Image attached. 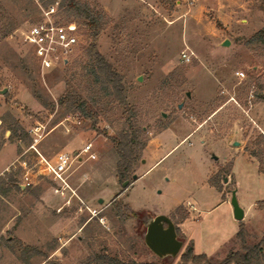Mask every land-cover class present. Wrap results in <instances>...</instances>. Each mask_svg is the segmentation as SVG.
<instances>
[{
  "label": "rangeland",
  "instance_id": "374dc122",
  "mask_svg": "<svg viewBox=\"0 0 264 264\" xmlns=\"http://www.w3.org/2000/svg\"><path fill=\"white\" fill-rule=\"evenodd\" d=\"M49 1L0 0V26L12 29L0 39V171L7 167L0 173V264H84L101 255L123 263L180 264L191 246L208 259L198 264H221L241 251L240 227L246 245L258 243L264 173L245 148L264 138V100L256 98L264 95L256 85H264V46L250 41L264 28V0H81L102 14L95 47L120 76L128 103H89L94 119L63 115L65 108L57 106L67 84L86 98L88 78L79 69L72 74L90 44L86 28L77 27L79 50L68 65L43 73L19 40ZM35 92L54 104L51 114L31 108ZM128 109L145 148L130 171L138 179L130 176L123 188L111 139L123 129ZM9 115L27 139H8ZM37 125L43 135L34 144L29 131ZM87 144L95 160L83 156L76 163L68 180L76 197L64 206L70 192L54 193L57 186L39 172L31 146L54 162L55 154ZM220 169L229 175H221L219 192L209 179ZM231 191L245 213L240 222L233 218ZM113 200L139 216L118 217ZM158 215L170 219L183 243L175 258L158 259L143 243L145 223Z\"/></svg>",
  "mask_w": 264,
  "mask_h": 264
},
{
  "label": "trees",
  "instance_id": "16d2710c",
  "mask_svg": "<svg viewBox=\"0 0 264 264\" xmlns=\"http://www.w3.org/2000/svg\"><path fill=\"white\" fill-rule=\"evenodd\" d=\"M51 3H53V1L47 2L46 6ZM59 9L66 20L74 22L78 26L81 25L85 27L90 36V44L84 50V60L75 61V71L72 73L73 76H75L76 70L79 69L82 71V77L88 78L86 98H83L79 91L74 90L70 84H67L68 87L65 93L57 99V106L65 108L63 115L70 112H78L85 118L94 119V116L90 113L91 110L88 107L89 103L93 106H97V104L108 106L117 103L121 107H126L128 105L127 94L120 76L95 47V43L103 28L102 14H95V12L90 9L88 3L81 0H60ZM11 30V28H3L0 26V39L6 37ZM250 41L264 46V28L256 32L251 37ZM261 84L262 83L260 82L256 83L260 90L264 89V85ZM256 96L259 100H264V95L256 94ZM33 97L37 103L32 105L31 108L35 109L37 112H47V114H51L54 111V104L52 102H48L36 92L33 94ZM126 113L127 116L124 119L123 129L116 137L111 139L113 143L112 152L116 158V174L121 183L127 182L129 177L133 176L130 172L133 159L145 148V143L141 141V135L143 133L142 129L136 128L132 124L135 112L132 109H128ZM7 130L10 132L8 139H10V137L17 141L27 139V133L24 132V130L11 117L9 118ZM2 145L3 143H0V148ZM253 145V149L246 147L245 152L257 160L259 172L264 173V138L259 136ZM221 171L223 170H218L217 173L209 179L210 185L215 187L219 192L222 190V186L220 185L221 175H229L228 171ZM10 182H13V186L21 191L19 185H17L12 179H10ZM112 204L115 206L113 208L118 217L127 214L131 218H137L139 216L137 213L130 211L126 205L119 201L113 200ZM236 238L239 240L241 251L229 253L221 264H264V236H262L260 241L255 245H246L245 230L243 227H240L236 234ZM207 260L208 259L205 255L193 254L192 246L187 247L184 253L179 257L180 264H198L201 261ZM84 264L137 263H123L117 259L101 255L90 259L89 262Z\"/></svg>",
  "mask_w": 264,
  "mask_h": 264
},
{
  "label": "built area",
  "instance_id": "2783aa9c",
  "mask_svg": "<svg viewBox=\"0 0 264 264\" xmlns=\"http://www.w3.org/2000/svg\"><path fill=\"white\" fill-rule=\"evenodd\" d=\"M60 1L53 0L48 6L41 9V17L35 24L22 30L19 35L21 44L28 48L31 55L35 58L40 72H48L59 67L68 65L70 60L74 58L79 50V38L77 35V27L74 22H66L61 19ZM182 61L189 62L190 55L181 54ZM234 77L238 80H243L244 74L240 71L234 72ZM0 94V104H1ZM42 127L37 125L29 133H33L36 137L33 142L36 144L43 132ZM41 166L39 172L48 177H51L57 186L54 189L55 194L64 196V191L70 192V199L64 202V206L70 204L71 198L76 197L74 191L69 186V178L72 175L76 163H80L83 156L87 160H95V154L92 151L91 144H87L80 151L67 153L59 152L54 155V162L46 160L34 149ZM91 217L96 218L97 212L88 210Z\"/></svg>",
  "mask_w": 264,
  "mask_h": 264
},
{
  "label": "water",
  "instance_id": "95a60500",
  "mask_svg": "<svg viewBox=\"0 0 264 264\" xmlns=\"http://www.w3.org/2000/svg\"><path fill=\"white\" fill-rule=\"evenodd\" d=\"M229 45L228 41L222 43L223 47ZM5 91L1 92L3 96ZM189 96L188 94L186 95ZM165 117L164 114H162ZM234 146H238V143H234ZM137 177L132 176V180L135 181ZM223 183H227V178H223ZM127 182L122 184V187L125 188ZM230 205L232 208L233 218L235 221L240 222L244 217L243 210L239 207L235 191L230 192ZM102 201L100 200L99 203ZM145 232L143 234V243L146 248L158 259L164 258H175L178 256L183 243L177 239L175 232V227L168 217L163 215L155 216L149 220L144 225Z\"/></svg>",
  "mask_w": 264,
  "mask_h": 264
},
{
  "label": "crops",
  "instance_id": "0c3cea01",
  "mask_svg": "<svg viewBox=\"0 0 264 264\" xmlns=\"http://www.w3.org/2000/svg\"><path fill=\"white\" fill-rule=\"evenodd\" d=\"M1 149H2V148H1ZM1 149H0V150H1ZM250 159L253 160L252 157H251ZM253 161H254V160H253ZM256 164H257V162H256ZM5 169H7V167L3 168V169L0 171V173L4 172ZM228 177H229V176H228ZM137 179H138V177H137ZM137 179H136V180H137ZM136 180H135V181H136ZM227 181H228V180H227ZM20 188L23 190V187H20ZM187 205H188V203H187ZM187 205H186V206H187ZM188 207L191 208L192 211L195 209L193 205H188ZM187 212H188V211H187ZM243 212H244V211H243ZM244 215H245V213H244ZM243 218H244V217H243ZM184 223H185V222L182 223V226H184Z\"/></svg>",
  "mask_w": 264,
  "mask_h": 264
},
{
  "label": "flooded vegetation",
  "instance_id": "af4514ba",
  "mask_svg": "<svg viewBox=\"0 0 264 264\" xmlns=\"http://www.w3.org/2000/svg\"><path fill=\"white\" fill-rule=\"evenodd\" d=\"M175 232H176V230H175Z\"/></svg>",
  "mask_w": 264,
  "mask_h": 264
}]
</instances>
